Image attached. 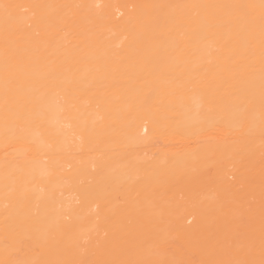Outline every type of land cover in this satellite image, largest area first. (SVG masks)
<instances>
[{
  "label": "bare ground",
  "instance_id": "6f19581e",
  "mask_svg": "<svg viewBox=\"0 0 264 264\" xmlns=\"http://www.w3.org/2000/svg\"><path fill=\"white\" fill-rule=\"evenodd\" d=\"M0 264H264V0H0Z\"/></svg>",
  "mask_w": 264,
  "mask_h": 264
}]
</instances>
